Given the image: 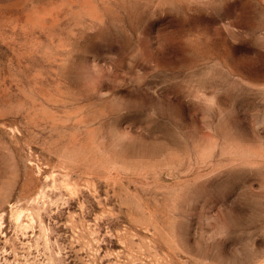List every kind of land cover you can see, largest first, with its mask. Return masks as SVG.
I'll return each mask as SVG.
<instances>
[{
  "label": "rangeland",
  "instance_id": "374dc122",
  "mask_svg": "<svg viewBox=\"0 0 264 264\" xmlns=\"http://www.w3.org/2000/svg\"><path fill=\"white\" fill-rule=\"evenodd\" d=\"M0 264H264V0H0Z\"/></svg>",
  "mask_w": 264,
  "mask_h": 264
}]
</instances>
